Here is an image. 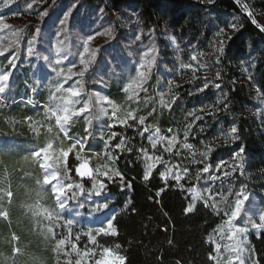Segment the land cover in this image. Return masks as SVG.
<instances>
[{
  "label": "trees",
  "instance_id": "1",
  "mask_svg": "<svg viewBox=\"0 0 264 264\" xmlns=\"http://www.w3.org/2000/svg\"><path fill=\"white\" fill-rule=\"evenodd\" d=\"M85 1L100 3L110 14L131 10L146 30L169 28L178 42V51L163 61L170 79L151 76L149 84L160 86L162 95L148 105L111 84L109 97L120 118L101 123L105 141L97 122L91 124L97 106L94 117L81 112L79 102L66 99L65 87L35 93L20 83L14 104L0 102V142L10 143L0 148V177L11 191L1 201L8 217H0V264H214L209 238L226 222L231 194L208 204L194 203L190 192L207 168L206 176L215 178L222 167L234 169V181L225 175L220 180L259 193L264 212V109L261 120L252 116L253 97L249 85L240 82L239 69L243 62L250 65V84L264 99V30L243 1ZM255 6L264 12V0ZM229 22L235 27L220 42V30ZM10 64L0 66L9 70ZM53 97L67 108L57 117L49 112ZM157 129L167 139L166 150L158 152L167 164L150 158L161 148L151 138ZM35 149L45 152L67 183L84 190L97 180L104 183L113 213L109 226L69 223L52 189L44 186ZM85 153L92 177L78 173ZM82 206L88 213L90 204ZM248 244L256 264H264V225Z\"/></svg>",
  "mask_w": 264,
  "mask_h": 264
},
{
  "label": "rangeland",
  "instance_id": "2",
  "mask_svg": "<svg viewBox=\"0 0 264 264\" xmlns=\"http://www.w3.org/2000/svg\"><path fill=\"white\" fill-rule=\"evenodd\" d=\"M236 1H243L247 14L264 30V12L255 6L259 0ZM0 9V63L11 61L9 70L0 66V102L3 104L15 103L20 83L34 89L35 93L47 87H54V92L65 87L69 91L66 99L79 102L81 112L94 117L97 114L94 107L97 106L98 116L91 120V124L97 122V132L105 141L107 137L101 123L109 119L114 124L120 118L117 104L109 97L111 84L122 85L132 93L134 100L148 105L156 101L155 95H162L160 86L149 84L151 76L170 79V72L163 67V61L167 55L173 56L178 51L177 39L166 26L146 30L131 10L128 14H110L100 3L88 4L85 0H0ZM233 27L229 22L221 28L220 42L231 34ZM239 69L243 74L240 82L249 85L253 97L254 105L250 112L261 120L264 99L262 93L250 84V65L243 62ZM21 92L23 96L27 95L23 90ZM21 100L22 97L19 98ZM31 101L34 105L33 98ZM61 101L55 97L51 100L49 112L53 117L58 116L61 108L66 111V107L60 106L64 105ZM153 137L161 148L157 152L152 150L150 158H161L158 152L166 150L167 139L158 129ZM77 142L86 146V140L78 139ZM9 145L0 142L1 149H7ZM34 153L39 156L44 186L52 189L61 212L69 216V223L77 228L110 225L113 213L108 206L109 196L104 183L97 180L96 186L88 190L78 184L67 183L65 176L47 163L45 152L35 149ZM85 154L87 160L80 164L78 173L80 177H92L89 153ZM164 159L161 158V162L167 164ZM168 167L165 169L170 171L171 167ZM209 170L207 168L203 173ZM204 174H200L202 182L190 192L194 203L204 201L210 204L209 201L218 195L231 194L229 202L232 210L226 222L209 238L214 247L213 263L256 264L248 240L264 225L259 193L233 187L229 182L220 180L225 175L231 182L234 181V169L228 171L222 167L216 178L209 174L202 177ZM10 192L3 177H0V217H8L6 212L1 211V201L6 193L9 197ZM68 192L72 198L68 197ZM74 195L86 200L82 204H90L88 213L82 209L80 201L76 202Z\"/></svg>",
  "mask_w": 264,
  "mask_h": 264
}]
</instances>
